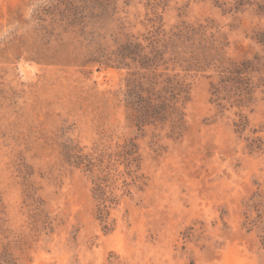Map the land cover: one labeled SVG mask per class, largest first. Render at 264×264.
Segmentation results:
<instances>
[{
	"label": "rangeland",
	"instance_id": "obj_1",
	"mask_svg": "<svg viewBox=\"0 0 264 264\" xmlns=\"http://www.w3.org/2000/svg\"><path fill=\"white\" fill-rule=\"evenodd\" d=\"M59 1L0 0V264H264V0H100L66 29ZM128 36L156 89L189 84L182 135L133 119L138 61L87 62Z\"/></svg>",
	"mask_w": 264,
	"mask_h": 264
},
{
	"label": "trees",
	"instance_id": "obj_2",
	"mask_svg": "<svg viewBox=\"0 0 264 264\" xmlns=\"http://www.w3.org/2000/svg\"><path fill=\"white\" fill-rule=\"evenodd\" d=\"M104 9L107 10V7L100 0H95L94 5H88L86 0H81L79 3L77 0H62L50 7V14L56 16V19L60 18L61 25L66 29L77 20L84 22L88 17L110 19L111 16ZM98 38H84L83 42L89 50V54H85L88 57L87 62L130 67L129 61L132 63L138 61L141 68L145 70V74L136 71L131 74L124 92L127 102L136 110L133 119L138 125H144L150 118L169 121L172 133L177 136L182 135L186 130L184 104L190 98V86L186 79L175 74L174 77H167L161 82L165 84L160 89H156L158 79L164 73L157 72L159 51L155 46L152 45L151 50L147 51L149 46H143L136 37L128 36L123 41L114 38L116 47L113 49L112 45L105 44ZM241 64L244 65L246 62ZM230 66L233 68L229 70L231 74L237 73L233 80L245 84L246 87H243V90H249L252 87V79L245 77L250 73H246L245 67L240 68L235 62H232ZM87 166L91 168L92 163H88Z\"/></svg>",
	"mask_w": 264,
	"mask_h": 264
}]
</instances>
